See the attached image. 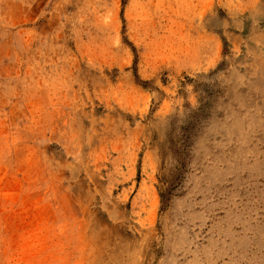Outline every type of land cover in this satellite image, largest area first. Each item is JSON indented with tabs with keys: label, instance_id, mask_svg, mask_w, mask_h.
I'll use <instances>...</instances> for the list:
<instances>
[{
	"label": "rangeland",
	"instance_id": "obj_1",
	"mask_svg": "<svg viewBox=\"0 0 264 264\" xmlns=\"http://www.w3.org/2000/svg\"><path fill=\"white\" fill-rule=\"evenodd\" d=\"M0 264H264V0H0Z\"/></svg>",
	"mask_w": 264,
	"mask_h": 264
}]
</instances>
